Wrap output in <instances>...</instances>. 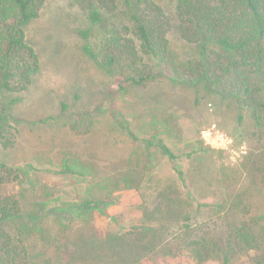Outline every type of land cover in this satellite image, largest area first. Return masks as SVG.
<instances>
[{
    "label": "trees",
    "instance_id": "16d2710c",
    "mask_svg": "<svg viewBox=\"0 0 264 264\" xmlns=\"http://www.w3.org/2000/svg\"><path fill=\"white\" fill-rule=\"evenodd\" d=\"M43 7L44 0H0V95L4 97L0 151L5 155L17 152L22 137L20 127L10 124L14 118L11 111L22 104L23 95L32 89L42 70L26 28L40 18ZM85 10L90 28L80 30L84 53L107 75L121 79L118 92L144 91L163 76L175 86L192 89L196 106L207 92L229 107L236 105L239 120L243 121V109L247 108L255 125L264 131V0H96ZM174 29L182 52L174 47ZM62 108L68 110L69 104L63 103ZM74 115L69 128L75 135L94 131L92 114ZM151 117L138 132L118 111L115 125L131 141L141 144L148 158L159 152L175 165L187 199H181L175 189H164L156 201L160 213L156 224L101 242H76L73 260L67 264H204L215 252H223L224 263L230 264L235 252L251 250L262 252L260 264H264V212L259 214L253 203L257 185L264 188V165L263 174L252 179L254 186L242 192L228 188L226 200L197 202L195 206L194 190L179 166L183 155L171 144L173 121L169 115L160 118L156 112ZM59 120L50 116L34 124L49 126ZM160 126L166 131H159ZM213 151L199 140L186 157ZM64 155L60 165L45 170L57 177L91 181L83 197L68 200L67 193L56 185L41 184L37 172L43 169L33 161L19 166L0 156V264H29L37 259L38 255L31 257L32 234L43 235L45 246L62 245L58 252L62 259L70 245L45 226L50 216H57L61 225L68 226L67 221L105 213L117 205L104 194L116 185L111 178L99 179L103 177L100 172L88 168L79 153ZM130 175L121 172L113 179L126 183ZM139 178L144 185V175ZM13 184L24 187L26 193H4L5 187ZM29 197H36L31 207L27 205ZM208 209L218 213V218L200 219L201 211ZM20 220H26L22 226ZM11 225L16 235L10 231ZM220 229L225 232L223 241L217 235Z\"/></svg>",
    "mask_w": 264,
    "mask_h": 264
},
{
    "label": "rangeland",
    "instance_id": "374dc122",
    "mask_svg": "<svg viewBox=\"0 0 264 264\" xmlns=\"http://www.w3.org/2000/svg\"><path fill=\"white\" fill-rule=\"evenodd\" d=\"M91 3L96 0H44L40 18L26 28L27 40L41 58L42 70L32 89L23 95L22 104L11 111L14 118L10 124L22 130L19 148L10 155L0 151V156L19 166L33 161L43 169L37 172L41 184L56 185L62 193H67L66 199L73 200L86 195L91 181L57 177L45 169L60 165L65 152L79 153L88 168L100 172L103 177L99 179L111 178L115 182L116 185L104 194L115 199L117 205L105 213L96 212L76 222L64 221L68 226L61 225L57 216H50L44 222L45 226L51 229L53 236L67 241L70 247L59 259L62 245L45 246L43 235L32 234L29 238L31 257L38 255V258L31 259L29 264H67L68 260H73L76 242H101L112 235L125 236L141 231L146 225L156 224L160 219L156 201L164 189H175L181 199H187V193L175 175V165L159 152H153L148 158L141 144L131 141L116 127L118 111L127 116L138 132L144 130V120L152 119V112L160 118L169 115L173 121L171 144H175L176 151L183 155L179 166L186 172L190 188L194 190L195 206L197 202H222L227 199L228 188L242 192L251 184L254 186V176L258 178L263 174L264 131L255 125L247 108L243 109L245 118L239 120L236 105L229 107L225 101L207 92L202 103L196 106L192 89L175 86L163 76L144 91L118 92L121 79L107 75L84 53L85 40L80 30L90 28L85 9ZM177 37L178 32L174 29V47L177 52H182V43ZM63 103L69 104L68 110H63ZM3 105L4 97L0 95V110ZM89 113L94 118V131L84 136L75 135L69 128L75 121L74 114ZM50 116L58 117L59 122L49 126L34 124ZM17 120L19 124H16ZM159 131L166 129L160 126ZM199 140L215 151L187 158L186 154L196 148ZM121 172L131 173L126 183L113 179ZM139 175L141 178L144 175V185H140ZM223 175L226 180L222 182ZM257 186L253 203L260 214L264 212V188ZM4 193L21 196L26 192L24 187L13 184L6 186ZM96 194L100 195L101 191L96 190ZM35 198H27L29 207ZM201 212L200 219L218 218V213L211 209ZM25 221L20 220L19 225ZM10 231L17 234L13 225ZM217 235L224 240L223 229ZM261 257L262 252L258 250L235 252L230 264H260ZM23 260L21 258V263ZM204 264H225L223 252L213 253Z\"/></svg>",
    "mask_w": 264,
    "mask_h": 264
}]
</instances>
